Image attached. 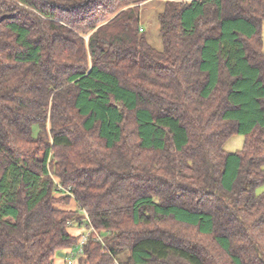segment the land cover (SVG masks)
Instances as JSON below:
<instances>
[{
	"label": "trees",
	"instance_id": "trees-1",
	"mask_svg": "<svg viewBox=\"0 0 264 264\" xmlns=\"http://www.w3.org/2000/svg\"><path fill=\"white\" fill-rule=\"evenodd\" d=\"M148 1L0 0V264H264V0Z\"/></svg>",
	"mask_w": 264,
	"mask_h": 264
},
{
	"label": "rangeland",
	"instance_id": "rangeland-1",
	"mask_svg": "<svg viewBox=\"0 0 264 264\" xmlns=\"http://www.w3.org/2000/svg\"><path fill=\"white\" fill-rule=\"evenodd\" d=\"M163 3L160 0H151L146 2L141 7V26L146 33L148 41L157 48H162V42L158 31L157 14L162 10ZM262 35L264 38V25L262 28ZM245 136L241 134H234L230 136L223 144L226 151L234 152L243 148ZM264 190V185L257 189V192ZM69 252V251H68ZM85 257V256H84ZM64 258V256H63Z\"/></svg>",
	"mask_w": 264,
	"mask_h": 264
},
{
	"label": "built area",
	"instance_id": "built-area-1",
	"mask_svg": "<svg viewBox=\"0 0 264 264\" xmlns=\"http://www.w3.org/2000/svg\"><path fill=\"white\" fill-rule=\"evenodd\" d=\"M59 189H62L60 186ZM84 215L88 218V214L85 210H83ZM94 228L91 225L87 227H81L80 234L78 237V242L76 245V249L70 251V255L64 258V264H79L82 258H84L83 247L91 238L92 241H102V237L100 235L95 234ZM93 233L95 234L93 236ZM82 262V261H81ZM112 264H120L116 259L113 260Z\"/></svg>",
	"mask_w": 264,
	"mask_h": 264
},
{
	"label": "crops",
	"instance_id": "crops-1",
	"mask_svg": "<svg viewBox=\"0 0 264 264\" xmlns=\"http://www.w3.org/2000/svg\"><path fill=\"white\" fill-rule=\"evenodd\" d=\"M57 207L63 208V209H75V202L72 201L67 206L58 205ZM68 230L72 235H77L81 229L77 228V227H72V228H69ZM63 260H64L63 258L62 259L58 258L55 260V263L56 264H63Z\"/></svg>",
	"mask_w": 264,
	"mask_h": 264
},
{
	"label": "water",
	"instance_id": "water-1",
	"mask_svg": "<svg viewBox=\"0 0 264 264\" xmlns=\"http://www.w3.org/2000/svg\"><path fill=\"white\" fill-rule=\"evenodd\" d=\"M59 255H60V256H64V253H60Z\"/></svg>",
	"mask_w": 264,
	"mask_h": 264
}]
</instances>
